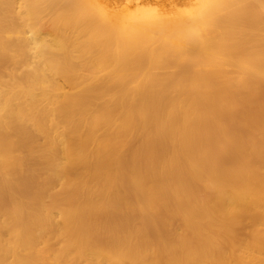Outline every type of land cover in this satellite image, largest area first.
<instances>
[{
  "label": "bare ground",
  "instance_id": "bare-ground-1",
  "mask_svg": "<svg viewBox=\"0 0 264 264\" xmlns=\"http://www.w3.org/2000/svg\"><path fill=\"white\" fill-rule=\"evenodd\" d=\"M0 264H264V0H0Z\"/></svg>",
  "mask_w": 264,
  "mask_h": 264
}]
</instances>
